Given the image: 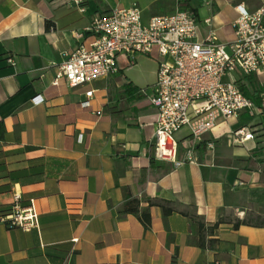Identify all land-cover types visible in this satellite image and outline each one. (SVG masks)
I'll list each match as a JSON object with an SVG mask.
<instances>
[{
    "label": "crops",
    "instance_id": "crops-1",
    "mask_svg": "<svg viewBox=\"0 0 264 264\" xmlns=\"http://www.w3.org/2000/svg\"><path fill=\"white\" fill-rule=\"evenodd\" d=\"M181 1L83 0L81 12L74 0H0V211L19 192L39 215L30 231L0 222V264H264V226L254 224L264 219V111L221 121L198 146V163L176 167L154 158L156 57L120 55L117 75L77 88L56 83L67 55L95 39L88 29L96 17L137 4L147 23L180 10ZM188 1L198 40L212 18L222 43L236 39L237 7L262 5ZM148 60L152 76L136 78ZM247 86L264 90V70ZM103 89L107 102L96 97ZM90 90L94 100L84 108ZM95 101L106 108L93 109ZM243 128L255 139L234 143L232 133ZM128 196L149 209L150 229L122 214Z\"/></svg>",
    "mask_w": 264,
    "mask_h": 264
},
{
    "label": "built area",
    "instance_id": "built-area-1",
    "mask_svg": "<svg viewBox=\"0 0 264 264\" xmlns=\"http://www.w3.org/2000/svg\"><path fill=\"white\" fill-rule=\"evenodd\" d=\"M74 2L85 12L83 0ZM261 2L254 12L237 7L239 18L232 25L236 39L230 43L219 41L212 18L205 20L209 32L200 41L197 20L187 11L153 17L146 23L137 4L115 9L94 19L88 30L95 39L67 55L59 66L56 83L64 79L71 88H77L117 75L120 55H127L132 62L140 55L156 57L157 81L150 98L158 113L154 158L176 167L197 164L198 146L221 121L264 111V90L261 106H257L240 87L264 70V0ZM94 95L95 90L86 92L81 105L89 108ZM183 131L188 135L180 139ZM232 138L234 143L244 144L255 135L243 128L232 133ZM213 147L207 144L208 149ZM13 199L11 212L0 215V222L9 229L24 231L38 227L35 200L24 204L19 192Z\"/></svg>",
    "mask_w": 264,
    "mask_h": 264
},
{
    "label": "trees",
    "instance_id": "trees-1",
    "mask_svg": "<svg viewBox=\"0 0 264 264\" xmlns=\"http://www.w3.org/2000/svg\"><path fill=\"white\" fill-rule=\"evenodd\" d=\"M180 5H181L180 10H186V11L190 12L192 15L197 16V9L193 8L190 5V2L188 0L181 1ZM251 78L252 77H250V79H249L250 81H251ZM240 87H241L242 92L245 94V96H247L249 99H251L257 106H261L260 95L263 91L262 88H255L254 91L252 92L248 88V86L244 83H241ZM4 135H5L4 123L0 122V142H2L4 140ZM163 209H164L165 215H170L172 213V210L169 208L163 207ZM9 212H11V208H5L4 210L0 211V215L6 214ZM122 214H129V215L136 216L141 221V223L143 224V226L146 230L150 229V227H151L152 220H151V215H150L149 209L142 211L140 209V202L137 199H133L132 197L128 196L127 200L123 206ZM197 223H198V232H200V233L204 232L206 229L205 224H203L202 222H197ZM244 223H248V222H244ZM254 224L264 226V219L259 220ZM238 225L239 224H237L236 227ZM202 246H204V244Z\"/></svg>",
    "mask_w": 264,
    "mask_h": 264
},
{
    "label": "rangeland",
    "instance_id": "rangeland-1",
    "mask_svg": "<svg viewBox=\"0 0 264 264\" xmlns=\"http://www.w3.org/2000/svg\"><path fill=\"white\" fill-rule=\"evenodd\" d=\"M154 62L153 61H151V60H148V62H146V63H142L141 62V64L136 68V71H137V73L135 74V76H136V78H137V76L139 75H141V74H145V72H146V74L148 73V74H150L151 76H152V74H153V70H154ZM149 82H151V81H149ZM112 94V93H111ZM147 94H150V92L148 93L147 92ZM96 97H97V99H99L101 102H107L108 101V99L111 97V95H110V93L107 91V90H100L97 94H96ZM112 98H113V100H115L116 99V95H112ZM98 101H95L94 103H93V109H95V110H97V109H100V108H103V110H104V108H106L105 106H103V107H98V103H97ZM107 111V110H106Z\"/></svg>",
    "mask_w": 264,
    "mask_h": 264
}]
</instances>
